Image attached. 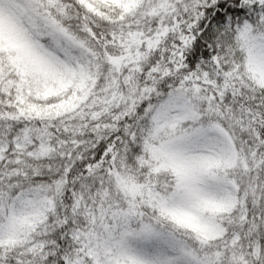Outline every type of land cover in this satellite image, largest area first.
Wrapping results in <instances>:
<instances>
[{
  "label": "snow or ice",
  "instance_id": "6c2138e0",
  "mask_svg": "<svg viewBox=\"0 0 264 264\" xmlns=\"http://www.w3.org/2000/svg\"><path fill=\"white\" fill-rule=\"evenodd\" d=\"M0 264H264V0H0Z\"/></svg>",
  "mask_w": 264,
  "mask_h": 264
}]
</instances>
